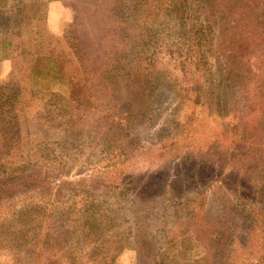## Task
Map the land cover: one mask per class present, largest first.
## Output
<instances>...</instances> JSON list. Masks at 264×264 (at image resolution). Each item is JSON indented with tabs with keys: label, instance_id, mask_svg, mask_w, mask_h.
<instances>
[{
	"label": "rangeland",
	"instance_id": "374dc122",
	"mask_svg": "<svg viewBox=\"0 0 264 264\" xmlns=\"http://www.w3.org/2000/svg\"><path fill=\"white\" fill-rule=\"evenodd\" d=\"M151 1L168 23L144 21L142 0H0V264H264V115L246 125L221 77L217 20L234 0L212 15ZM66 46L82 64L66 66L71 90L32 86ZM108 66L127 74L88 84ZM173 80L208 99H179Z\"/></svg>",
	"mask_w": 264,
	"mask_h": 264
},
{
	"label": "trees",
	"instance_id": "16d2710c",
	"mask_svg": "<svg viewBox=\"0 0 264 264\" xmlns=\"http://www.w3.org/2000/svg\"><path fill=\"white\" fill-rule=\"evenodd\" d=\"M198 1L202 2L203 8L207 10L209 15H212L215 6L214 0H184V4L186 6H195V3ZM151 2V0H142L139 16L141 14L144 21L153 17V20H155L158 18V13H160L166 20V23H168L169 8L162 9L159 3L157 6V1L156 3L154 2V7L158 8L159 11L156 12L155 10L148 15L149 4ZM217 21L219 49L224 61L221 72V77L223 76L222 81L227 82L229 88H232L231 90L235 97L236 95L238 96L237 98L241 103V107L250 114L251 118L246 125L254 126L258 118L264 115V0H234L233 6L225 4L224 10L222 7ZM133 22L129 24L130 27H133ZM73 23L75 22L72 21ZM108 34L102 37V39L105 40ZM191 39L198 42L199 37L193 33ZM119 43L116 40L113 45L117 47L121 46ZM66 47L69 51L66 49L64 54L66 55L68 63H65L64 59L52 50L49 52V56L46 57L47 66L45 70L41 71L31 68L30 76L32 86L39 89V91L48 90L55 85L62 89L71 90L66 66L69 64L72 69L78 72L82 64L77 62L73 56V50H76V48L73 46ZM70 58L72 59L71 61ZM201 66L202 62L197 61L192 63V66L190 64L188 69L182 67L181 76L187 77L193 73L191 69L199 71ZM124 73L127 74L120 67L108 66L97 72V74L95 72L87 74V81H89L88 84L90 85L98 84L96 86H99V83L101 84V81L104 80L111 81L115 78L114 81H116L118 75L122 76V78L125 77ZM38 84H40V87ZM171 86L174 88V93L179 99L188 97V93L193 97L196 95V97L200 98L198 100L199 102H201V97L202 100L208 99L203 98L198 81H195L194 88L188 84L182 88L181 86L178 88L174 80ZM91 88L92 86H89L88 90L91 91ZM234 129V125L230 126L231 131L233 130L234 132ZM221 141L225 142L226 140L222 139ZM222 183L224 189L227 191L234 192L233 189L238 188L233 181L224 179ZM115 186L117 187V193L121 196H124L128 190H131L129 185L115 184ZM253 193H257L258 198L264 200V188L259 190L254 189ZM44 213V211L38 212L36 217L41 220L40 217H44ZM113 231L115 232V230ZM37 234L40 233L37 232ZM140 240L141 238L139 237L135 238V241L139 245L138 249H143L144 246L143 244L140 245Z\"/></svg>",
	"mask_w": 264,
	"mask_h": 264
}]
</instances>
